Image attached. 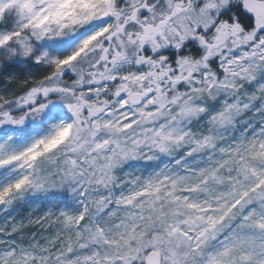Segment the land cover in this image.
Wrapping results in <instances>:
<instances>
[{"label": "snow or ice", "instance_id": "1", "mask_svg": "<svg viewBox=\"0 0 264 264\" xmlns=\"http://www.w3.org/2000/svg\"><path fill=\"white\" fill-rule=\"evenodd\" d=\"M0 264H264V0H0Z\"/></svg>", "mask_w": 264, "mask_h": 264}]
</instances>
